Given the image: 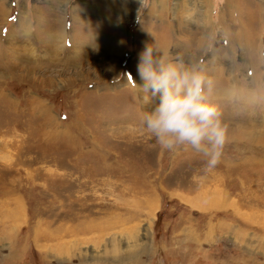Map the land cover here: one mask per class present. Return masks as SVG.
I'll use <instances>...</instances> for the list:
<instances>
[{
	"label": "rangeland",
	"instance_id": "obj_1",
	"mask_svg": "<svg viewBox=\"0 0 264 264\" xmlns=\"http://www.w3.org/2000/svg\"><path fill=\"white\" fill-rule=\"evenodd\" d=\"M150 33L213 82L211 169L141 126ZM0 264H264V0H0Z\"/></svg>",
	"mask_w": 264,
	"mask_h": 264
},
{
	"label": "clouds",
	"instance_id": "obj_2",
	"mask_svg": "<svg viewBox=\"0 0 264 264\" xmlns=\"http://www.w3.org/2000/svg\"><path fill=\"white\" fill-rule=\"evenodd\" d=\"M136 70L143 101L153 105L142 113L143 130L162 150L191 148L202 154L208 169L215 167L227 125L218 105L208 98L213 82L206 71L197 63L173 58L155 37L138 54Z\"/></svg>",
	"mask_w": 264,
	"mask_h": 264
},
{
	"label": "bare ground",
	"instance_id": "obj_3",
	"mask_svg": "<svg viewBox=\"0 0 264 264\" xmlns=\"http://www.w3.org/2000/svg\"><path fill=\"white\" fill-rule=\"evenodd\" d=\"M3 29V26H2V28H1V30ZM1 33H2V31H1ZM135 79V78H134Z\"/></svg>",
	"mask_w": 264,
	"mask_h": 264
}]
</instances>
